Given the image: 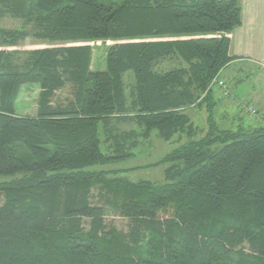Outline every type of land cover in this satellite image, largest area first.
<instances>
[{
  "label": "trees",
  "instance_id": "16d2710c",
  "mask_svg": "<svg viewBox=\"0 0 264 264\" xmlns=\"http://www.w3.org/2000/svg\"><path fill=\"white\" fill-rule=\"evenodd\" d=\"M7 16L22 24L0 27V175L12 176L0 180V264H264V126L214 117L241 0H0ZM28 37L65 43L19 62L11 48ZM98 41L104 68L92 67ZM28 83L35 116L16 113ZM68 83L74 98L54 104ZM204 105L201 128L187 109ZM152 134L187 137L154 163L169 164L163 181L94 168Z\"/></svg>",
  "mask_w": 264,
  "mask_h": 264
},
{
  "label": "rangeland",
  "instance_id": "374dc122",
  "mask_svg": "<svg viewBox=\"0 0 264 264\" xmlns=\"http://www.w3.org/2000/svg\"><path fill=\"white\" fill-rule=\"evenodd\" d=\"M22 20L18 18L12 17H4L0 18V27L2 28H18L21 27ZM102 41V40H101ZM101 41H98L96 44V48L93 54V68H104V61L108 47L100 48ZM112 41V40H109ZM65 42L60 41H52L50 39H38L33 37H28L25 40H21L16 46L12 47L11 49L16 50V59L19 62H22L23 59L27 56V53L37 47L43 46H51V45H58ZM1 44V39H0ZM172 63L168 61L164 62L161 66L162 69H167L171 67ZM254 68V67H253ZM257 71L256 68L252 69V74L250 76L244 77V82L246 84L239 87L238 83H231L228 86V90L231 87V90L234 92L231 94L232 99L239 104L242 103L244 105V101L251 106L255 110V112H250L247 107L243 108L242 106L238 105L233 106L230 108L229 114H225V118H221V115L217 114V107H215L216 113H214V117L216 121H218V127L220 129H231L237 130L238 128L244 129H255L258 127L264 126V118L261 111L256 110L254 108L252 102L247 99H243L246 96L252 95L253 87L258 86L257 81L261 78L262 73L255 72ZM133 76V77H132ZM134 75L132 71H128L125 74V80L130 85L133 82ZM135 81V80H134ZM225 82V81H224ZM128 85V86H129ZM228 85V84H227ZM223 86V85H222ZM217 89H220L221 86H215ZM244 87L246 89H244ZM264 87V86H263ZM73 85L68 83L63 89H60L56 92L55 97L53 98L54 104H67V102L74 98L73 93ZM40 91V86L37 83H28L22 87L21 93L19 98L16 102V113L19 115H28V116H35L37 114V107H38V95ZM234 103V102H233ZM235 104V103H234ZM206 105L202 107L193 106L187 109V113L192 117L194 123L201 128H206L207 126V116L208 113L205 108ZM236 109L238 110L236 115ZM134 123H127L121 124L120 127L122 129H129V128H138L137 125ZM180 135L175 136L173 139L165 140L159 138L155 134H152L151 139L144 144L140 145L138 148L135 149V155L133 157L107 164V165H96L94 168L96 169H122V173L120 175L126 176L132 181H139V180H152V181H163L165 169L168 167L169 164L161 163L156 164L159 160L163 159V157L183 143L187 137L183 135V140L180 141ZM138 167V168H136ZM134 168V169H131ZM11 175H0V180H7L11 179ZM94 197L93 200L97 201L98 198L96 196V191L94 190ZM4 196L0 194V204L3 202ZM107 221L112 223L116 227L122 230L128 229V219L122 217L117 214H109L107 216Z\"/></svg>",
  "mask_w": 264,
  "mask_h": 264
},
{
  "label": "crops",
  "instance_id": "0c3cea01",
  "mask_svg": "<svg viewBox=\"0 0 264 264\" xmlns=\"http://www.w3.org/2000/svg\"><path fill=\"white\" fill-rule=\"evenodd\" d=\"M241 4L242 24L231 33L230 52L236 56V59L220 71L218 79L225 81L228 86L235 81L239 87H242L246 84L243 78L250 76L252 69L256 68L255 72L262 73L261 78L257 81L259 87L254 86L252 95L246 96L245 93L243 99L250 100L258 113L259 110L261 111L262 118H264V0H241ZM216 84L213 88V99L216 101L217 114L221 115V118H225V114H229L228 110L233 106L240 105L245 108L241 103H236L232 99L231 94L234 91L231 90V87L227 93L223 86L217 89ZM244 89L246 88L244 87ZM215 107L214 113H216ZM237 111L236 109L234 115Z\"/></svg>",
  "mask_w": 264,
  "mask_h": 264
},
{
  "label": "built area",
  "instance_id": "2783aa9c",
  "mask_svg": "<svg viewBox=\"0 0 264 264\" xmlns=\"http://www.w3.org/2000/svg\"><path fill=\"white\" fill-rule=\"evenodd\" d=\"M218 83L222 86L223 85V87H225V88H227V90H228V86H227V84L223 81V80H220V81H218ZM244 103V107H247V109L250 111V112H255V110L253 109V108H251V106H249V104L247 103V102H243Z\"/></svg>",
  "mask_w": 264,
  "mask_h": 264
}]
</instances>
